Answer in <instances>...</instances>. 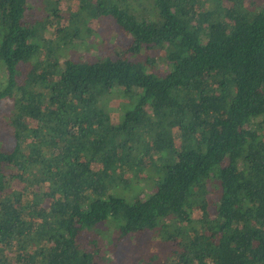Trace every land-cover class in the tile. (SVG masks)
Returning <instances> with one entry per match:
<instances>
[{"label": "trees", "instance_id": "1", "mask_svg": "<svg viewBox=\"0 0 264 264\" xmlns=\"http://www.w3.org/2000/svg\"><path fill=\"white\" fill-rule=\"evenodd\" d=\"M76 2L0 0V264H264V0Z\"/></svg>", "mask_w": 264, "mask_h": 264}, {"label": "rangeland", "instance_id": "2", "mask_svg": "<svg viewBox=\"0 0 264 264\" xmlns=\"http://www.w3.org/2000/svg\"><path fill=\"white\" fill-rule=\"evenodd\" d=\"M77 8L78 4L76 0H61L59 10L65 15L63 17V21L66 22L67 19L70 20V17L77 13ZM93 28L94 31L92 32V34H78L77 40L79 41V43H77L76 45L77 49L72 48L70 49V51H74L75 49V51L77 52L90 53L96 52L101 49L100 53L104 54L112 50L113 47L116 45L115 33L111 29H108L105 23L98 21L94 23ZM121 99V97L116 95H112L109 97L110 112L113 117H117L121 112ZM137 176L141 180L144 174H138ZM15 187L20 188V185H15ZM125 240L130 239L125 238ZM125 240L121 239V241H118V243L117 241L116 243H108L105 253L107 257L111 259V262H113L116 258H119L121 252L124 253L125 260L126 255H128V257L130 255V257L132 256L131 258L135 259L141 253L145 254L146 251H148L149 253H153L159 249V245L154 240L150 241L149 236H147V234L142 231L137 232L136 238L134 240H130L133 241L131 243L132 245ZM99 245L101 246V242H99ZM163 246L164 248L167 247L166 245ZM138 259H142V257H138L137 260Z\"/></svg>", "mask_w": 264, "mask_h": 264}]
</instances>
